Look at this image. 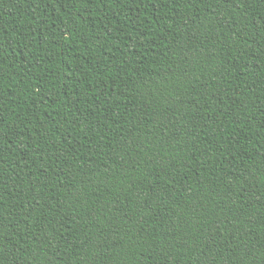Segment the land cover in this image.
<instances>
[{
  "label": "trees",
  "instance_id": "1",
  "mask_svg": "<svg viewBox=\"0 0 264 264\" xmlns=\"http://www.w3.org/2000/svg\"><path fill=\"white\" fill-rule=\"evenodd\" d=\"M0 264H264V0H0Z\"/></svg>",
  "mask_w": 264,
  "mask_h": 264
}]
</instances>
